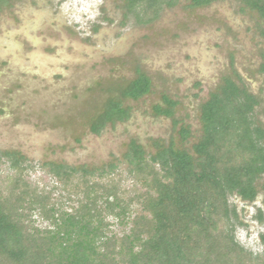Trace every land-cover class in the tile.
Returning a JSON list of instances; mask_svg holds the SVG:
<instances>
[{
	"label": "rangeland",
	"instance_id": "1",
	"mask_svg": "<svg viewBox=\"0 0 264 264\" xmlns=\"http://www.w3.org/2000/svg\"><path fill=\"white\" fill-rule=\"evenodd\" d=\"M125 5L126 0H11L0 11V153L21 154L28 168L23 181L37 192L61 187L51 172L56 165L108 171L115 164L118 184L141 190L124 158L130 143L154 155L171 141L179 147V129L188 126L184 146L191 149L200 135V105L224 78H239L259 99L256 115L264 126V19L255 11H242L237 0L200 8L176 0L172 7L162 4L151 19L144 6L129 13ZM137 72L151 78V92L122 100L130 108L126 122L90 133L103 102L118 97L119 83ZM165 96L178 103L173 116H155L152 108L163 105ZM9 164L0 162L2 186L17 176ZM262 182L264 175L259 187ZM59 193L66 195L59 189L54 200ZM261 199L260 191L253 203L228 197L238 216L235 240L255 257L264 253V221L256 219ZM71 203L63 206H77ZM110 230L121 235L128 228Z\"/></svg>",
	"mask_w": 264,
	"mask_h": 264
},
{
	"label": "trees",
	"instance_id": "2",
	"mask_svg": "<svg viewBox=\"0 0 264 264\" xmlns=\"http://www.w3.org/2000/svg\"><path fill=\"white\" fill-rule=\"evenodd\" d=\"M10 1L0 0V11ZM216 1L189 0V7ZM237 1L242 11L264 19V0ZM175 3L126 0L125 7L130 13L144 6L154 19L162 4ZM259 33L264 38V28ZM149 90V79L138 73L120 97L103 102L90 132L125 121L129 109L121 106L122 100H137ZM162 99L163 105L153 108L155 115L172 117L178 103ZM259 105L239 78H224L200 105V135L191 149L184 146L191 136L188 126L179 129V147L171 141L154 155L131 142L124 158L141 190L123 189L115 164L108 171L56 165L51 172L66 195L59 193L54 200L55 185L37 192L23 181L28 168L19 152L0 153V162H9L17 174L7 186L0 185V264H264V253L255 257L235 240L238 216L228 203L232 195L252 203L260 191L264 205V182L257 184L264 175ZM66 202L77 206L64 207ZM262 215H256L260 222ZM37 221L49 227L41 229ZM112 225L128 230L118 235Z\"/></svg>",
	"mask_w": 264,
	"mask_h": 264
},
{
	"label": "flooded vegetation",
	"instance_id": "3",
	"mask_svg": "<svg viewBox=\"0 0 264 264\" xmlns=\"http://www.w3.org/2000/svg\"><path fill=\"white\" fill-rule=\"evenodd\" d=\"M211 5V4H210ZM138 73V72H137ZM140 74H143V73H140ZM143 75H145V74H143ZM148 79H149V81H150V90L146 93V94H144L142 97H144L145 95H147V94H149L150 92H151V88H152V80H151V78L148 76V75H145ZM136 77H137V75H136ZM135 77V78H136ZM134 78V79H135ZM134 79H132V80H134ZM132 80H130V81H132ZM130 81H126V82H121V83H119L120 85V87L121 88H119V92H121V91H123L125 88H126V86L130 83ZM109 92L111 91V90H108ZM118 97H120V95H118ZM142 97H140V98H142ZM139 98V99H140ZM126 99H130V98H126ZM139 99H137V100H139ZM131 100V99H130ZM132 101H136V100H132ZM173 101V100H172ZM174 102H176V101H174ZM121 106H122V103H121ZM155 106H161V105H159V104H157V105H155ZM123 108H128L129 109V117H130V108L129 107H125V106H122ZM153 108H154V106H153ZM152 108V112H153V114L155 115V113H154V109ZM97 114V113H96ZM96 114L94 115V117L96 116ZM156 116V115H155ZM129 117L125 120V121H123V122H126L128 119H129ZM123 122H116V123H123ZM115 123V124H116ZM104 129V128H103ZM103 129H101V131L103 130ZM90 131V130H89ZM101 131L98 133V134H94V135H99L100 133H101ZM91 133V132H90ZM93 134V133H92Z\"/></svg>",
	"mask_w": 264,
	"mask_h": 264
},
{
	"label": "crops",
	"instance_id": "4",
	"mask_svg": "<svg viewBox=\"0 0 264 264\" xmlns=\"http://www.w3.org/2000/svg\"><path fill=\"white\" fill-rule=\"evenodd\" d=\"M257 198V197H256ZM262 199H263V197H262ZM262 199H261V203H262V206H263V208H260V209H262V210H259V208L257 209L258 211H260V212H263L264 211V205H263V202H262ZM256 200V199H255ZM255 200H254V202H255ZM253 203V202H252ZM258 211H257V213H258ZM257 213H256V215H257ZM263 214V213H262Z\"/></svg>",
	"mask_w": 264,
	"mask_h": 264
}]
</instances>
